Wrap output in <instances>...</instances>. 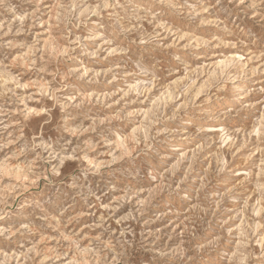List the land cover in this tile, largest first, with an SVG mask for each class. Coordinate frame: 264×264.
Instances as JSON below:
<instances>
[{
    "label": "rangeland",
    "instance_id": "1",
    "mask_svg": "<svg viewBox=\"0 0 264 264\" xmlns=\"http://www.w3.org/2000/svg\"><path fill=\"white\" fill-rule=\"evenodd\" d=\"M0 264H264V0H0Z\"/></svg>",
    "mask_w": 264,
    "mask_h": 264
}]
</instances>
